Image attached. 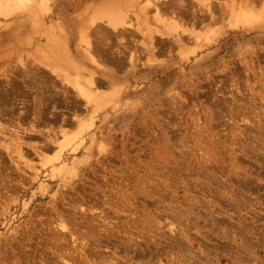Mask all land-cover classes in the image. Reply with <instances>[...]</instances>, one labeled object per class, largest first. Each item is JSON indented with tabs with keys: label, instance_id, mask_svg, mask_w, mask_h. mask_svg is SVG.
<instances>
[{
	"label": "rangeland",
	"instance_id": "374dc122",
	"mask_svg": "<svg viewBox=\"0 0 264 264\" xmlns=\"http://www.w3.org/2000/svg\"><path fill=\"white\" fill-rule=\"evenodd\" d=\"M164 1L156 19L119 0L118 33L115 0H49V29L10 22L29 6L1 12L0 264H264V0ZM242 1L260 16L231 25ZM89 77L116 107L87 101ZM219 184L241 209L211 199ZM192 197L198 221L165 215Z\"/></svg>",
	"mask_w": 264,
	"mask_h": 264
},
{
	"label": "bare ground",
	"instance_id": "6f19581e",
	"mask_svg": "<svg viewBox=\"0 0 264 264\" xmlns=\"http://www.w3.org/2000/svg\"><path fill=\"white\" fill-rule=\"evenodd\" d=\"M118 1L119 0H115V17L113 19L109 18L107 20V22L109 24H111L113 27H115V30L117 33L122 31V29H120L119 27L122 24H124V22H125V20H123V17H122L123 14H121L122 12H120L121 9H120V5H119ZM167 1H169V4L172 5L177 0H167ZM130 2H132V4L134 2L133 5L137 6L138 9H141L142 11H144V9H146L149 6H152V10L154 11L156 19H158L162 15V12H164L165 9L166 10L168 9L167 6L163 5L165 3L164 0H144L142 3H140L141 0H130ZM48 5H49V0H0V14H1V12L4 13L3 10H6V8H9L10 6H15L17 8L29 6L28 11L25 12L24 14H22L20 16H12L10 22L12 24H14V23L15 24H22L23 21H25V19H27L29 16L35 15L36 17H38L41 20L42 24H46L47 29H49L52 26L54 27V25L60 26L57 22L50 21V18H52L51 16L45 17L44 12L47 10ZM220 5H222V4H219V6ZM171 7H173V6H171ZM228 7H229L228 23L230 22L231 25L247 26L254 19H256L257 17L260 16L259 14L254 13L253 7L255 8L256 6H254L252 4L248 6L245 3L243 4V1L240 3L239 6L234 7V6L230 5ZM205 10L207 11V13H206L207 17H209V19L213 20V18L215 17V12L219 11L220 8H218L216 5H214L213 9L210 6H207V8ZM217 18H218V16L214 20H216ZM174 21L176 23H178L177 20H174ZM146 23L149 24L148 21H146ZM47 24H48V26H47ZM172 24L174 25V23H172ZM166 27H169L170 29L174 28V26L171 27V25L169 23L166 24ZM183 31H186V29L182 28L181 33ZM181 33L178 32V33L174 34L175 42L179 46L182 44V42L184 40L183 34L179 36V34H181ZM200 35H201L200 30L199 31L192 30V31L187 33V36H189V37L192 36L195 41H201ZM156 41H157L156 39L153 40V37H150L149 44H148L149 52L154 51ZM77 87H78L77 89L79 90V92L87 99V101H93L97 107L101 106L105 103H109L115 107L118 105V94H119L118 90L115 88L114 90H109V91L101 93L95 89V86L93 84V80L91 77H89V81H87V82H78L77 81ZM91 89H93V91ZM92 134L94 135L95 133H92ZM73 138L67 137V139L64 143H68L69 140H73ZM60 146H64V144L60 143ZM68 162H69L68 159H60L59 165L56 168V171L58 174H62L63 172H66L73 167V166H69ZM208 177H211V176L208 175ZM244 182H246V180H244ZM215 187L216 188H215V191H214L211 199L213 197H215L216 199L221 200L224 198V196L226 194L225 191H228L230 193L234 192V194H236V197L234 199H230V203H232V206L237 207V209L242 208V204L244 203V201L242 199H244L245 201L247 200L244 196H240V192H237L231 186H226V185L223 186L222 184H219L218 186H215ZM222 188H225L224 191L221 190ZM199 189H200L201 197L197 196V198L200 199V203L202 204V206H208L209 203L211 202V199L205 200L203 197H205L206 194L203 192V190H204L203 187L201 186V187H199ZM158 194L160 195L161 193L158 192ZM237 195H239V196H237ZM194 200H195V197H192L190 200H187L185 202V205L183 208H174L170 203H168V201L167 202L164 201L165 206L163 207V209L166 211L165 215H170L173 219H179V220H181V222H183V224L189 226L191 222H195V221L199 220V217H198L199 214L198 213H195V215H194L195 217H194L191 215L192 213L190 212V209H191L190 204H192V202ZM158 201L163 202L162 199H158L157 201L151 200L150 203L156 204ZM219 205L221 206V210H223V212H221V213L225 214L228 218H232V213H231V207L232 206L224 205L223 202H221V201L219 202ZM197 212H199V210ZM217 215H220V212H215V215H213V214H210L209 216L202 215V217L204 219H206L207 221L210 220L211 222H214L218 219ZM129 219H132V218L129 217ZM204 222H205V220H204ZM171 224H172V222L168 221V227L172 231L173 228L171 227ZM180 233L183 234V229L180 230ZM155 234H159V231L155 232ZM160 234H161V232H160ZM183 235L186 239H189V234L184 233ZM172 236H174V235H172ZM172 236H169L168 238L172 239ZM134 243L139 244V242H134ZM245 249L250 250V247L245 245ZM161 257L162 256H156L154 260H161ZM153 262H155V261H153ZM45 264H47V263H45Z\"/></svg>",
	"mask_w": 264,
	"mask_h": 264
}]
</instances>
